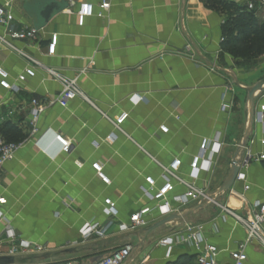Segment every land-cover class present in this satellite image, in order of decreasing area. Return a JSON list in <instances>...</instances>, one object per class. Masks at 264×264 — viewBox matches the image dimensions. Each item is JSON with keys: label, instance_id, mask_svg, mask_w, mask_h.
Wrapping results in <instances>:
<instances>
[{"label": "crops", "instance_id": "1", "mask_svg": "<svg viewBox=\"0 0 264 264\" xmlns=\"http://www.w3.org/2000/svg\"><path fill=\"white\" fill-rule=\"evenodd\" d=\"M49 1L63 2L0 0L14 15L9 26L0 25V35L11 45L0 42V68L14 84L29 65L17 51L42 65L35 78L20 84L19 93L0 87L4 135L26 141L4 168L0 193L7 203L2 209L20 238L47 249L43 255L21 257L19 264H97L125 245L134 246L127 264H196L191 246L169 250L157 244L200 225L220 250L219 264H230V252L246 234L233 218L224 221L216 206L181 212L177 216L182 220L155 230L171 216L154 210L141 228L121 232L119 226L128 223L132 213L153 207L142 188L146 177L165 185L161 166L179 158L180 173L188 178L189 163L204 139L222 137L214 173L203 171L197 182L210 193L225 181L235 158L240 161L247 152L253 158L264 155V121L259 120L264 91L255 95L251 125L247 91L264 80L263 66L254 70L223 49L226 15L204 0H86L95 15L83 26L76 16L78 7L68 6L35 41L20 40L18 35L34 28L36 14ZM227 1L246 7L244 0ZM103 2L110 4L109 11L101 9ZM54 35L56 46L51 45ZM188 45L190 55L184 53ZM48 70L75 81L85 98H76L65 109L57 104L47 108L38 121L39 133L32 137V101L48 102L64 89ZM136 97L141 98L137 104ZM161 126L169 132L162 133ZM57 136L71 142L68 154L61 152ZM101 167L111 186L97 177ZM244 173L249 190L237 183L219 201L239 213L255 202L264 203V161L251 159ZM172 185L169 198L184 191ZM106 199L116 203V217L105 214ZM93 225L101 234L84 240L83 231ZM247 253V264H264L257 243Z\"/></svg>", "mask_w": 264, "mask_h": 264}, {"label": "built area", "instance_id": "2", "mask_svg": "<svg viewBox=\"0 0 264 264\" xmlns=\"http://www.w3.org/2000/svg\"><path fill=\"white\" fill-rule=\"evenodd\" d=\"M68 4L69 7H78L76 16L80 26H83L86 19L95 15V8L91 3L86 0H60ZM264 4V0H261ZM245 6L248 10H253L254 5L251 0H244ZM10 5H7L9 7ZM7 7L0 6V25L3 27L9 26L14 21V15L8 11ZM101 9L105 12L109 11L110 4L103 2ZM40 31L35 28H29L22 31L18 38L20 40L35 41ZM57 35L52 36V46L57 44ZM0 42L11 48V45L6 39L0 35ZM192 46H186L185 52L190 55ZM28 62L29 65L25 68L24 72L20 74L16 83L10 81V75L7 71L0 68V87L8 92L19 93L20 84L25 83L28 79L35 78L36 68L42 67L41 63L34 58L17 51ZM49 74L63 83L64 89L58 98L50 100L48 102H40L37 100L32 101V114L30 120V126L32 128V137L37 136L38 121L40 116L47 110V108L59 105L62 108H67L69 103L76 98H85L84 94L79 90L75 81H69L62 78L57 72L48 70ZM141 98L136 97L133 99L135 104L139 103ZM261 122L264 121V110L259 116ZM116 127L122 123L121 120H117ZM162 133L167 134L169 129L166 126H161ZM114 138L111 136L109 139ZM56 141L61 145V152L68 154L71 149V142L57 136ZM26 144V141L21 143L8 142L2 133V122H0V190L3 177V171L5 166L14 161L19 150ZM222 146L221 134H217L213 139H204L200 144V150L197 155L192 157L189 163L190 173L188 178L181 175L180 170L183 165L182 160L176 158L168 166H161L162 174L161 179L165 185L159 187L158 181L153 177H146L145 186L142 188L143 195L147 201L153 203V207H146L138 210L130 215L129 222L120 224L121 232H128L143 227L146 224L145 218L150 215L154 210L158 211L162 217H169L180 214L183 210L192 208L199 203H211L212 206L218 207L223 213L221 218L225 221L228 218H233L237 225L241 226L246 234L245 239L240 242L235 250L230 252V264H247L248 247L253 243H257L262 252H264V203L255 202L251 206L245 207L243 212L239 213L227 206H223L219 201L214 202L212 193L208 192L205 188L199 187L197 182L200 179V175L203 171L214 173L215 156L218 154ZM255 159L256 162L264 161V155L260 157H254L250 152H247L246 158L241 159L240 172L237 175L235 184L242 183L244 191H248L250 186L247 184L246 175L244 170L249 166L250 160ZM97 177L107 186H111V180L104 173L103 168L96 170ZM172 182H175L176 186L184 188L182 193L175 194L172 198L168 197L170 190L174 189ZM232 191V190H231ZM6 198L0 193V257H13L15 264L17 258L21 257H33L43 255L47 252L45 246L24 240L18 236L11 225V222L7 219L6 213L3 211V206L6 205ZM105 214L110 217H116L118 214L116 203L111 199H106ZM101 234L98 229V225L87 227L83 231V239L89 240L94 235ZM158 246L167 247L169 250L180 245H189L194 249L196 256V264H219L220 250L218 247L209 242V238L205 235L203 226L189 227L186 233H174L162 240L157 244ZM134 252L133 245H125L117 248L110 254L103 256L97 264H127L132 258Z\"/></svg>", "mask_w": 264, "mask_h": 264}, {"label": "trees", "instance_id": "3", "mask_svg": "<svg viewBox=\"0 0 264 264\" xmlns=\"http://www.w3.org/2000/svg\"><path fill=\"white\" fill-rule=\"evenodd\" d=\"M204 1L214 10L226 15L222 28V47L228 54L237 61H249L264 55V21L254 15L255 10H248L227 0ZM2 133L8 142H23L6 138L3 127Z\"/></svg>", "mask_w": 264, "mask_h": 264}, {"label": "water", "instance_id": "4", "mask_svg": "<svg viewBox=\"0 0 264 264\" xmlns=\"http://www.w3.org/2000/svg\"><path fill=\"white\" fill-rule=\"evenodd\" d=\"M68 9V4L65 2H57V1H49L44 5V8L35 16V25L34 28L37 31H41L50 21L51 19L57 15L58 13ZM248 97L250 102V125L254 122L255 118V95L259 91H264V80L258 82L253 87L247 89ZM246 141V138H245ZM240 172V162L235 158L231 164L230 170L225 181L222 185L211 195L214 197V202L220 201L223 199L234 187L235 181L238 173ZM212 206L211 203H199L192 208H188L182 211L183 215H188L194 212H197L201 209L208 208ZM181 216H171L156 224L151 230H155L156 228L163 226L169 222L175 220H182ZM0 264H15V259L13 257H0Z\"/></svg>", "mask_w": 264, "mask_h": 264}, {"label": "rangeland", "instance_id": "5", "mask_svg": "<svg viewBox=\"0 0 264 264\" xmlns=\"http://www.w3.org/2000/svg\"><path fill=\"white\" fill-rule=\"evenodd\" d=\"M254 6H255L254 15L259 20L264 21V4L262 3V1H261V3H260V1H257ZM244 63L250 64L254 68V70H256L257 68H260V67L263 66V75H262V77L264 76V55H261V56H259L257 58L249 60V61H244ZM262 261H264V256H263ZM19 263H20V258H17L16 264H19Z\"/></svg>", "mask_w": 264, "mask_h": 264}]
</instances>
